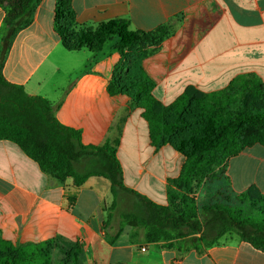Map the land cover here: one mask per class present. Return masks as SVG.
<instances>
[{
  "label": "crops",
  "instance_id": "1",
  "mask_svg": "<svg viewBox=\"0 0 264 264\" xmlns=\"http://www.w3.org/2000/svg\"><path fill=\"white\" fill-rule=\"evenodd\" d=\"M55 6L56 0H42L7 51L0 6L5 79L47 99L61 124L81 132L84 145L114 146L125 186L164 205L183 155L170 145L155 148L142 111L129 105L127 95L109 93L121 60L118 39L100 52L67 50L54 33ZM73 8L88 26L126 19L133 31L174 27L158 48H143L148 54L141 61L164 104L188 89L221 91L239 76L264 82V0H73ZM227 168L235 191L255 187L264 194L263 145L230 158ZM112 200L108 179L92 176L77 187L68 178L60 184L17 144L0 139V237L14 245L57 237L78 242L79 264H264V252L234 233L200 250L147 242L140 229L107 219Z\"/></svg>",
  "mask_w": 264,
  "mask_h": 264
},
{
  "label": "trees",
  "instance_id": "2",
  "mask_svg": "<svg viewBox=\"0 0 264 264\" xmlns=\"http://www.w3.org/2000/svg\"><path fill=\"white\" fill-rule=\"evenodd\" d=\"M41 1L0 0L5 10V51L15 36L32 23ZM54 33L69 51L100 52L111 39H118L116 49L121 60L109 93L127 95L129 105L142 111L155 148L170 145L185 158L179 176L169 180L168 204L154 203L125 186L114 146L84 145L81 132L61 124L47 99L30 96L22 86L8 82L3 75L2 54L0 139L17 144L60 184L68 178L77 187L92 176L108 179L113 196L107 209L109 220L118 208L121 193L131 194L133 210L121 213L120 220L144 231L147 242L200 250L201 245L212 246L225 234L234 233L264 252V194L257 188L240 194L220 193L221 199L201 208L190 196L195 184L220 180L230 158L257 144L264 146V82L252 74L239 76L226 89L211 93L188 89L167 105L154 95L155 83L144 72L141 61L148 54L143 48H158L174 33L173 26L133 31L126 19L88 26L78 21L73 0H56ZM58 242L66 257L58 264H79L82 245L60 237L17 245L0 237V264H51L45 260L44 249Z\"/></svg>",
  "mask_w": 264,
  "mask_h": 264
},
{
  "label": "rangeland",
  "instance_id": "3",
  "mask_svg": "<svg viewBox=\"0 0 264 264\" xmlns=\"http://www.w3.org/2000/svg\"><path fill=\"white\" fill-rule=\"evenodd\" d=\"M230 181L231 180L229 177V170L227 168L226 172L221 175L220 180H215L212 183L203 184L201 186H196L195 184L194 189L192 193L190 194V196L196 201L198 207L201 208L204 205H209L216 198L221 199V196H219L220 193L228 194V193H231V191H234L237 194L242 193V192L235 191L233 186L230 185ZM172 191L176 192L175 188H172ZM121 195L122 197L120 196L121 197L120 204L118 208L115 210L114 216H113L114 221L115 222L118 221L117 224L123 223L122 221H120V214L123 212L132 211L133 203H134V198H132V196L128 195L126 192H122ZM167 204H168V188H167V201L164 205H167ZM142 233H144V231ZM228 234H231V233H227L225 235H228ZM61 247H62V243H59V242L45 247L44 249L45 250L44 252L45 260L47 259L50 260L51 264H58L60 261H63L64 259H66L65 255L63 254L61 250Z\"/></svg>",
  "mask_w": 264,
  "mask_h": 264
}]
</instances>
